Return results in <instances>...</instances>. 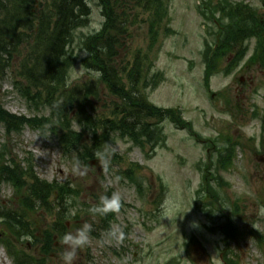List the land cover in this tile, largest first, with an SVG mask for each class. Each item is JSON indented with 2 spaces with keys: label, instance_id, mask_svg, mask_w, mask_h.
<instances>
[{
  "label": "rangeland",
  "instance_id": "374dc122",
  "mask_svg": "<svg viewBox=\"0 0 264 264\" xmlns=\"http://www.w3.org/2000/svg\"><path fill=\"white\" fill-rule=\"evenodd\" d=\"M228 1L248 3L255 9V17L264 19V0ZM165 2L168 22L157 41L151 43L148 17L140 14L133 26L130 53L147 56L143 67L149 66L150 77L158 73L156 85L147 89V99L156 106L176 109L183 120L192 123V132L165 119L160 124L166 142L155 149L148 145L142 149L115 136L109 149L119 159L110 157L109 171L95 158L89 165L80 163L87 169L81 176L74 171L77 163L63 154L52 130L26 127L19 134H7L0 123V161L8 165L31 159L39 178L78 188L73 207L68 209V202V210L60 212L65 225L60 232L74 234L84 223L91 224L93 232L89 244L77 251L74 264H228L226 260L229 264H264V69L248 64L254 39L246 41L249 50L245 57L234 61L227 49L220 61H212L216 67L208 73L203 58L215 28L199 12L208 1ZM88 5L89 22L75 34L77 61L69 82L87 81L99 88L101 95L92 100L88 114L110 117L113 99L99 87L98 74L81 65L86 52L80 49L79 40L98 31L103 22L97 0H88ZM215 16L220 23L219 14ZM6 75L0 80V102L8 112L26 117L49 115L46 108L30 107L15 90L13 68ZM207 76L208 84L204 81ZM72 125L91 144L88 127ZM228 149L230 163L221 164L219 158L229 154ZM129 168H134L133 179L121 174ZM202 168L213 195L217 194L214 205L208 199H197ZM107 191L121 195L120 211L110 222L120 236L111 241L90 212ZM16 198L11 185L0 180V209L16 208ZM55 207L50 212H28L26 221L38 243L28 235H10L16 249L31 257L33 264H63L66 249L58 233L53 234L50 254L43 257L41 251L43 231L52 232L58 218ZM207 207L209 213L201 211ZM227 218L235 232L229 236L221 227ZM1 223L0 264H15L1 243L6 231Z\"/></svg>",
  "mask_w": 264,
  "mask_h": 264
},
{
  "label": "trees",
  "instance_id": "16d2710c",
  "mask_svg": "<svg viewBox=\"0 0 264 264\" xmlns=\"http://www.w3.org/2000/svg\"><path fill=\"white\" fill-rule=\"evenodd\" d=\"M97 4L103 22L98 31L79 40L80 49L86 52L81 65L87 72L98 74V85L113 99V109L110 117L93 118L88 109L93 107L92 100L101 95L99 88L95 89L87 81L75 85L69 82L70 71L77 61L73 49L75 34L87 26L91 14L88 0H0V80L13 68L11 81L19 95L30 107L49 111L48 116L15 115L0 102V123L7 134H19L26 127L52 130L59 137L63 154L79 165H89L98 152L112 153L114 161L119 159L109 149L115 136L142 149L146 145L152 149L163 146L166 139L160 123L165 119L180 129L192 131L191 124L183 120L176 109L158 107L148 101L147 89L158 73L150 77L149 66L143 67L147 56L140 57V52L130 53L133 26L140 14L148 17L151 43L157 41L168 22L165 0H97ZM208 8L221 15L220 22L224 27L219 45L212 51L213 60L220 61L227 49L232 51L238 43L253 35L259 37L262 33L261 40H264V25L258 24L251 7L220 0L210 2ZM225 18L230 21L224 24ZM260 51L264 53V41L254 50L251 62L260 58L264 63ZM243 53L244 49L240 48L237 56L241 57ZM215 67L210 64L207 72L214 71ZM204 81L208 84V76ZM73 122L88 127L91 144L84 139L82 131L73 128ZM220 162L224 164L225 160L220 159ZM30 163L31 159H26L23 164L8 165L0 161V180L10 184L18 198L17 209H0L1 224L6 230L1 243L15 264H33V259L17 250L10 238V235H28L38 243L34 229L29 230L26 221L28 212H50L53 206L58 209V218L51 226L53 231H43L41 251L46 257L54 249V235L63 236L60 231L65 225L61 222L60 212L66 209L68 202H71L68 209L73 207L79 192L67 183H49L39 178ZM133 170L129 168L128 173L123 171L121 174L133 179ZM214 179L218 181L216 175ZM213 191L204 174L201 193L197 191L198 198L214 204L217 194L213 195ZM106 195L111 196L109 191ZM207 209L201 211L209 213ZM96 217L100 229L108 233L114 214ZM221 227L225 236L235 234L229 218Z\"/></svg>",
  "mask_w": 264,
  "mask_h": 264
},
{
  "label": "clouds",
  "instance_id": "9594fccd",
  "mask_svg": "<svg viewBox=\"0 0 264 264\" xmlns=\"http://www.w3.org/2000/svg\"><path fill=\"white\" fill-rule=\"evenodd\" d=\"M97 158L101 161L105 172L110 168V157L112 153L98 152ZM74 171L79 175H84L87 169L79 164L76 165ZM121 208V195L118 192H113L111 196H102L99 202L90 209L93 215H107L109 213H118ZM93 226L89 223H84L75 233H65L62 237V244L65 246V251L62 254L63 264H74L77 251L86 247L90 242ZM120 236L119 229L113 228L108 232V240L116 239Z\"/></svg>",
  "mask_w": 264,
  "mask_h": 264
}]
</instances>
